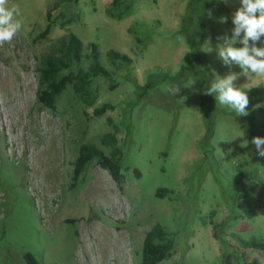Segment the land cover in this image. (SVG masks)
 Segmentation results:
<instances>
[{
  "label": "rangeland",
  "instance_id": "rangeland-1",
  "mask_svg": "<svg viewBox=\"0 0 264 264\" xmlns=\"http://www.w3.org/2000/svg\"><path fill=\"white\" fill-rule=\"evenodd\" d=\"M57 1L7 0L19 7L22 27L0 45V264H25V252L40 264H140L145 234L155 223L174 238L172 256L160 264H223V254L235 264H264L260 252L236 240H264V157L251 142L264 138V77L223 65L217 51L218 37L231 38L240 0H210L203 15L208 81L193 71L181 80L195 65L184 60L190 0H127L131 13L120 21L108 15L112 0H78L54 10ZM60 11L79 18L35 40L47 13L54 18ZM69 33L82 41L83 53L96 43L100 64L112 74L111 82L93 80L99 89L94 107L113 105L99 118L71 89L55 111L36 100L41 59ZM111 50L132 64H112ZM213 73L237 74L235 86L249 97L248 115L206 94ZM113 132L123 153L122 186L92 161L72 188L79 146L94 144L108 154L100 139ZM158 188L171 190L170 198H156ZM245 210L253 211L251 219Z\"/></svg>",
  "mask_w": 264,
  "mask_h": 264
},
{
  "label": "trees",
  "instance_id": "trees-1",
  "mask_svg": "<svg viewBox=\"0 0 264 264\" xmlns=\"http://www.w3.org/2000/svg\"><path fill=\"white\" fill-rule=\"evenodd\" d=\"M78 0H58L53 5L54 10L62 8L64 4L77 2ZM210 0H190L191 21L189 26H184L186 38L190 49L184 54V60L187 63L194 62V66L185 74L181 80H186L189 73L193 71L196 76L202 77L205 81L209 80L208 68L205 60V54L201 49V42L204 37L203 15L210 4ZM216 6L224 12L220 3L217 1ZM131 3L127 0H112L108 9L110 18L120 21L128 17L131 13ZM79 18L78 13H65L60 11L53 18L50 12L47 13V25L45 29L36 36L35 40L46 39L52 28L57 24L60 28L74 23ZM128 34H133L132 28L127 29ZM134 40L140 43V40L134 36ZM87 53H83L82 41L73 33H69L65 42L52 46L51 53L41 59V65L38 68V90L36 100L43 107L50 111H55L57 99L67 90L71 89L74 97L80 101L86 109L93 108L99 95V89L93 85V80L101 77L109 80L112 74L99 62L98 45L94 42L89 43ZM107 57L112 64L131 65L132 59L117 51H109ZM87 63V65L85 64ZM185 65V64H184ZM182 65L183 68L186 67ZM205 83V82H203ZM110 90L114 85L109 86ZM113 110V105L105 102L99 107L92 109L91 117L99 118L107 111ZM207 113V112H206ZM205 113V116H206ZM85 116L91 118L85 112ZM213 120H209L207 125L208 136L212 134ZM100 142L109 149L105 154L97 146L90 143L81 144L78 148L77 157L73 163V173L71 177V187H75L85 172L87 165L94 161L97 166L106 170L111 179L121 187L124 181L122 174V150L115 133H107L101 137ZM135 177L139 178L140 173L135 170ZM264 185V182L261 183ZM172 191L167 188H158L155 191V197L159 199L170 198ZM244 214L251 219L253 211L245 210ZM214 225L213 228H216ZM214 236H216L214 234ZM239 245L244 249L258 251L264 257V240L250 238L248 240L236 238ZM174 247V238L164 227L155 223L145 234L140 264H160L172 256ZM25 264H40L36 257L30 253L22 254ZM223 264H235L231 260V255L222 256ZM236 261V260H235ZM236 264H259L257 260Z\"/></svg>",
  "mask_w": 264,
  "mask_h": 264
},
{
  "label": "clouds",
  "instance_id": "clouds-1",
  "mask_svg": "<svg viewBox=\"0 0 264 264\" xmlns=\"http://www.w3.org/2000/svg\"><path fill=\"white\" fill-rule=\"evenodd\" d=\"M240 3L241 6L232 14L234 28L231 38L227 35L217 38L223 40L217 48L218 58L225 66H239L241 74L246 77L250 74L264 77V0H240ZM19 15L18 6L8 7L7 0H0V45L10 42L21 29L22 22L16 19ZM237 44L242 46L236 47ZM213 74L215 78L206 94L215 95L221 105L228 106L239 116L248 115L249 97L247 92L235 86L237 74L230 73L223 78ZM251 142L257 154L264 157V138L254 137Z\"/></svg>",
  "mask_w": 264,
  "mask_h": 264
}]
</instances>
